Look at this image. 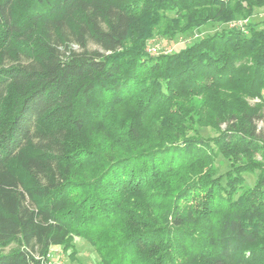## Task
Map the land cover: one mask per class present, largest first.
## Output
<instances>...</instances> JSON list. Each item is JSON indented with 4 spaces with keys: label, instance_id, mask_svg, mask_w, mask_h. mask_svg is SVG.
I'll return each mask as SVG.
<instances>
[{
    "label": "trees",
    "instance_id": "trees-1",
    "mask_svg": "<svg viewBox=\"0 0 264 264\" xmlns=\"http://www.w3.org/2000/svg\"><path fill=\"white\" fill-rule=\"evenodd\" d=\"M261 8L0 0V264H264Z\"/></svg>",
    "mask_w": 264,
    "mask_h": 264
},
{
    "label": "rangeland",
    "instance_id": "rangeland-1",
    "mask_svg": "<svg viewBox=\"0 0 264 264\" xmlns=\"http://www.w3.org/2000/svg\"><path fill=\"white\" fill-rule=\"evenodd\" d=\"M264 17V9H257L253 16L254 19ZM213 26H205L202 27L201 31L192 32L191 34H178L174 38H163V37H155L149 42V46L151 48H155L154 52H169L171 49L181 47L186 43L192 41L195 36L200 33H206L212 31ZM93 46L92 44H90ZM261 126V122L258 123ZM209 133L208 131L205 134ZM219 172H223L227 169L226 161L221 159L217 161ZM246 178L248 183H252L254 176L252 174H246ZM74 250L72 252L71 249L63 250L60 246H53L50 251L49 259L47 264H99V256L95 252L93 247L86 241L75 240L74 242ZM8 250V248L6 249ZM72 253H71V252Z\"/></svg>",
    "mask_w": 264,
    "mask_h": 264
},
{
    "label": "built area",
    "instance_id": "built-area-1",
    "mask_svg": "<svg viewBox=\"0 0 264 264\" xmlns=\"http://www.w3.org/2000/svg\"><path fill=\"white\" fill-rule=\"evenodd\" d=\"M247 23V19H235L228 23V25L233 27H241L243 28ZM155 48H151V52H154Z\"/></svg>",
    "mask_w": 264,
    "mask_h": 264
}]
</instances>
